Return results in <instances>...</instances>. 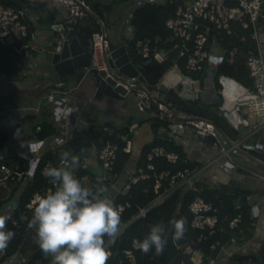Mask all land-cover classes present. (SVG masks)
I'll list each match as a JSON object with an SVG mask.
<instances>
[{"label": "built area", "instance_id": "1", "mask_svg": "<svg viewBox=\"0 0 264 264\" xmlns=\"http://www.w3.org/2000/svg\"><path fill=\"white\" fill-rule=\"evenodd\" d=\"M14 1L19 3L18 0ZM50 1H55L61 4L67 10L68 17L61 20L60 25L58 26L61 27V33L54 38L53 43H49L47 49L43 47L39 50L42 46H40L39 49L37 48V40L41 31H30L34 29L32 25L35 26L37 24V18H35V15L29 13L25 5L17 6L7 3V0H0V42L11 45L13 49L12 51L16 56L30 57L32 51H36L34 59H32L30 64L26 63L27 66L33 67V63L39 58H43L45 52L48 50L51 54H56L58 62H63V60L67 58V61L65 62L68 69L72 67L74 69L83 68L85 72L89 73L91 72L90 70L94 69L98 72L104 73V75H102L103 79L109 78L110 84L113 88L117 90L124 89L123 94L130 90L134 92L138 99L136 103L139 109L144 110L146 108H153L155 107L153 103H156L157 107H155V109L158 110L161 118L178 120V126L181 125V122H184L192 127L196 135L212 136L215 148L218 147V152L210 158L208 163L220 159L223 155L232 156L234 153L238 152V150L234 148L238 145L246 150L251 149L257 151L256 148L259 145V142H249L246 140V138L250 136V132L240 133L237 137L229 139L226 145H220L221 133L208 118L197 114H188L183 111L174 112L177 119L170 117L168 112L172 111V109L166 108L169 105L163 106L157 101L156 93L151 92L150 88L146 87L145 80L142 78L140 71H138L132 64V60H135L138 57L145 63L151 60L159 62L167 59L169 54L172 51H175L176 57L184 58V66L189 71L200 70L204 64L215 67L220 63L224 54L222 56L215 55L212 51L214 46H205L208 40L209 31L216 28L224 30L225 33L232 34L234 29L232 28L231 23L235 22L242 28L247 27L248 24L251 23L252 30L250 36L254 39L255 44L254 47H248L246 49L245 63L248 68V76L251 79L252 90L245 100V106L248 110L257 113V115L261 117L262 126H264V39L261 38L259 29L254 26V20L261 13V5L264 0H186L184 2H178L176 3L174 12L164 19V26L170 32L168 38H158V43L156 42L157 38L152 39L146 35L132 37L130 31L127 34V37L132 39V45L130 46L124 41L116 47H111L106 42L107 35L105 32L104 20L100 16L101 14L92 8L88 0ZM88 15L94 19L93 22L97 28L91 32V35L88 38V48H83L77 41L81 48L74 54L72 46L64 48V41L66 39L68 45L70 44V39L67 37V34L73 28L75 23H81ZM34 38L36 41H34ZM48 46H50V49ZM85 51H89V62L81 64L82 61L78 59L80 56L85 55ZM114 51H116L115 55H113ZM60 53H63V56H60ZM21 62L22 60L17 64L19 67H21ZM111 65H113V68ZM121 68H123L124 71H121ZM27 72V70L20 69L19 75H21L22 78H26L25 75ZM3 78L4 74L0 72V79ZM8 80L9 79H7V81ZM193 80L195 79L193 78ZM12 83L15 85L14 83H16V81H11L9 84ZM58 83L61 84L62 82ZM51 91L56 92L57 94L54 99H51L49 95L46 97L52 101H61L63 99L62 96L66 93V90L57 88H54ZM40 105V101H38L35 105L21 106L20 109L32 112L37 111ZM69 107L70 106H63V108L59 107L55 112L57 110H59L57 113L64 112L65 117L67 118L69 114L74 111L72 108L70 113H66L65 109ZM65 117H62L60 121L62 122ZM39 129L40 125L38 124L35 127V131L37 132ZM109 132L111 133L110 129ZM174 133V129H171L166 139L168 141L174 139ZM115 137H118L125 142L128 141L125 134L116 133ZM127 148L128 146L122 149L128 151ZM92 149L98 159L102 172L92 176L91 186L96 185L99 181L106 182L110 180L116 159L118 144L116 141L106 138L99 148L93 147ZM155 157H162L166 161L174 163L178 159V153L174 150L168 149L163 144H153L144 154L142 163L133 167L128 180L118 192L124 193L130 183H134L140 178H151V188L154 196L147 205L139 208L138 212L132 217V219L144 215L147 209L160 203L173 188L177 187L179 184L185 183V185H187L192 191L210 189L213 198L204 199L203 196L195 193L189 199L186 205L187 211L190 214L189 225L192 229H197L198 234L196 238L190 241L186 240L181 242L172 239L175 250H179L183 255L190 254L193 250L192 242L196 243L197 241L205 240L212 236L218 226L222 223H225L229 229L235 230V232H237L236 234L244 233L245 229L252 231L256 224L255 215L252 213V205L249 207V212H251L248 221L242 228H240V211L232 216L226 212H221L220 206L223 203V197L217 190L218 188L221 189V183H217V188H207L203 186V184L195 183V175L197 171H199V167H190L188 165L189 159H184L186 165L172 173L167 168L157 170L153 162ZM249 158L254 162L256 159H259L257 157ZM85 159L86 156L83 155L81 157V167L83 168L86 167ZM54 166H57V164L52 162L51 159H46L42 163L40 174L47 182V186L43 193L53 187L46 175V170L49 167ZM30 175V171L19 169L16 164L0 161V185L2 187H6L8 183L12 182L16 191L19 192L21 187H23V183L28 181ZM179 180L181 181L179 182ZM36 195L37 192H34L32 197L24 204L21 213H24L33 207V201ZM238 198L239 197H235L233 199V208L239 207ZM127 205L128 201L117 203L120 212L124 206ZM140 241H142V239L135 236L131 239L130 247L121 249V252L128 261L127 264L136 263V257L133 250L139 249ZM111 242L112 241L106 240L107 246ZM262 244L264 248V237L262 239ZM216 247L223 248V243L219 238H214L209 243L210 250H214ZM164 251L166 253V249H164ZM2 253L3 251H0V258ZM213 260L214 257L212 261ZM15 261L16 259L13 257V253L1 259L2 264H13ZM212 261L208 260L207 263L210 264ZM157 263H159V260Z\"/></svg>", "mask_w": 264, "mask_h": 264}, {"label": "trees", "instance_id": "2", "mask_svg": "<svg viewBox=\"0 0 264 264\" xmlns=\"http://www.w3.org/2000/svg\"><path fill=\"white\" fill-rule=\"evenodd\" d=\"M18 1L19 3L14 0H7V3L17 6H23V0ZM88 1L92 8L99 14H101V17L105 13V11L109 9V5L104 2L100 3L97 0ZM184 1L186 0H130V2L133 4L128 19V26H130L131 28V36L141 37L146 35L151 37L152 39L157 38L156 42L158 43V38H168L170 36V32L164 26V19L174 12L176 3ZM261 6V13L255 18L254 26L259 30H264V1ZM34 8L41 12L39 19L41 23L45 24L47 27H49L54 21H61L62 19L68 17L67 10L61 4L56 2L54 3L52 1L50 2L45 0L43 2L37 3ZM93 20L94 19L90 15H88L83 19L81 23H75L73 25V28L70 30V35L72 34L73 36H75L77 41L83 48H88V38L90 37L91 32L97 28ZM231 24L232 28L234 29V32L232 34L225 33L222 29L213 28L209 31L208 40L205 44V46L208 47L212 42H216L219 45V48L225 51L224 57L222 58L220 63L214 67L212 72V90H214L216 95L214 101L204 103L202 100V94L200 93L196 94L195 97H183L179 94L178 88L168 87V89L165 91V101L171 103L177 110L183 111L188 114H197L199 116L208 118L224 136V139H222V141L225 144H227V141L229 139L237 137L239 131L234 128L223 115L217 113V109L219 107L221 99L216 92L217 88L219 87L216 79L219 75H225L235 79L237 82L247 88H252L251 79L248 76V68L245 63V52L248 47H254L255 44L254 39L250 36V32L252 30L251 23H249L248 26L244 28L239 27L235 22ZM125 42H127L130 46L132 45L131 38L127 37ZM233 47H235L236 49L232 55V59L228 60L229 50H231ZM12 50L13 49L11 45L0 42V72L10 77L13 76L17 68L16 66H18L17 64L22 57L20 55L16 56ZM135 60L138 62V68L140 70L142 78L145 80L147 86L152 89L157 80L168 70H177L183 75H190L192 78L197 79L195 82V87L202 88L201 86L204 82V69L189 71L184 66V58L176 57L175 51H172L167 59L159 62L156 60H151L145 63L141 58L138 57ZM15 101H17V96L14 93L0 92V123L3 119V116L10 111V108L15 106ZM196 111H200L201 113L198 114ZM31 116L27 115L20 119L22 121L23 119H25V117ZM150 118H152V123H154V129H156L160 124L165 127L167 126V122L159 119L157 115L149 117V119ZM39 123L40 129L36 133L37 137L46 139L49 136H55L57 129L54 124H52L48 120H43ZM35 125L33 126V131L35 129ZM109 129H111V133L109 132ZM116 132H124V134L126 133L127 135H129L130 131L125 126L118 127L110 125L107 122H102L99 125H89L73 130L62 143L61 152H53L50 149L43 150L36 162L35 167L33 168L34 170L32 172V175L28 178V181L26 182L24 187H21L19 192L16 191L15 187L11 188L7 197L4 199H0V209L4 205V202H7V200H14V202L12 203L14 206L11 213L9 214L11 219L8 221L7 227L15 233V238L8 245L7 249L3 250L0 258V264H2L1 259L16 251L21 234L26 231V228H28L27 225L33 213L32 208L28 209L24 213H21L24 208V204L30 199L34 192H37V194H43V191L47 186L46 180L40 174V169L44 160L51 159L52 162L56 163L57 166H59V159L63 152L70 151L73 154L79 155L81 158L83 155H85V153H87V150L90 147L99 148L106 138H110L116 141L118 144L116 159L112 170L113 172L115 170L119 171L123 168L129 153H125L122 150L125 141L120 140V138L118 137H115ZM0 138L3 139V131L1 129ZM208 142H211V140ZM156 143L163 144L168 149L174 150L178 153V159L174 163H170L162 157H155L153 159V162L157 170L167 168L172 173L186 165L184 159H189L188 165L190 167L194 166L195 164H200L199 161L191 159L181 143L176 142L173 139L170 141H168L167 139L163 141V139H161L156 142L151 141L141 148L140 155L137 157L136 165L134 167L142 163L146 151L151 145ZM249 150L243 149V152L245 153ZM240 151L242 150L240 149ZM250 153L255 155L256 157H259L257 154H260L253 151H251ZM24 164L26 165V158L21 159V162L17 164V168L25 169ZM75 175L85 186H91V179L94 174L90 170L80 166L76 170ZM194 182L197 184H203V186L206 187L205 183L202 180L197 179ZM103 183L106 184L105 182ZM151 184V178H140L136 182L130 183L129 187L124 193L117 192L113 195L116 205L117 203L125 201H128V205L124 206V208L121 210L122 221L124 225L126 223L125 227L123 228L121 234L115 240H112L110 244H108L111 256L107 264H127L128 261L121 252V249L130 247L131 239L135 236L143 239L148 234L150 226L156 223L162 224L169 231L168 244L165 247V261H167L168 257L176 251L172 243L171 225L169 221L181 218H185L187 220V231L185 232L184 237L178 241L184 242L186 240L190 241L196 238L198 230L192 229L189 225L190 214L187 211L186 205L189 199L195 193L200 194L204 199H212L213 196L210 193V189H204L202 191H192L189 187H187V185L180 184L179 186L173 188L160 203L147 209L144 215L137 216L132 219V217L138 212L140 207L147 205L152 200L154 193L152 191ZM217 190L223 197V203L220 206L221 212H226L230 216H232L236 212L240 211L241 221L239 223V227L242 228L248 221L250 214V203L246 201L245 195L240 194L241 197L239 198V207L233 208L232 198L236 197L239 194L238 190L231 189V193L229 194H224V188L222 190L218 188ZM12 220H15L18 226H14L12 224ZM224 227H226V231L229 230L228 226L225 223H222L212 236L208 237L205 240L197 241L196 243L192 242L193 251L188 254L189 256H186L187 259L192 264H200V262L193 263V261L197 260V256L199 254L204 257L206 252L210 251L209 243L214 238H219L221 242L224 240V238L226 237V232L222 231L225 229ZM229 231H231L230 233L232 234V231L234 230ZM247 234H250V232L248 229H245L244 236L246 237ZM261 245L262 248L260 250H257L256 252L244 254L232 253L227 258V264H263L264 248L262 243ZM133 251L136 257L135 264H156L159 260V254H156L154 249L148 254H144L139 249ZM50 259V257H45L38 247L29 254V257L24 264H50ZM164 262H159V264H163Z\"/></svg>", "mask_w": 264, "mask_h": 264}, {"label": "crops", "instance_id": "3", "mask_svg": "<svg viewBox=\"0 0 264 264\" xmlns=\"http://www.w3.org/2000/svg\"><path fill=\"white\" fill-rule=\"evenodd\" d=\"M39 2H43V1L23 0L22 4L25 5L29 13H33L35 15V18H37V24L35 26L32 25L34 29L30 31L31 32L35 30L41 31V34H39L38 36L39 38L37 37L38 38L37 43L39 41L37 48L39 49V47L42 46L39 49L41 50L43 47L47 49V45L51 42L53 43L54 38L61 33V29H60L61 27H58L61 21L60 20L54 21L49 27L41 23L39 19L41 12L38 11L36 8H34V6ZM130 6H131L130 7V12H131L132 6H133L131 2H130ZM119 18L120 16L118 17V19ZM127 19H129V17H127ZM127 23H128V20H127ZM117 26H119V23ZM259 34L261 38L264 39L263 29L259 30ZM71 35H70V32L67 34V37L70 39V41L72 40L73 37H75ZM34 41H36L35 38H34ZM119 45H116V46H119ZM116 46H111V47H116ZM211 46H214L212 51L215 53V55L222 56L225 53V51L219 48V45L216 42H212L210 44V47ZM234 51H235V47L229 50L228 60L232 59V55ZM35 52L36 51L33 50L30 57H27V56L21 57V60H22L20 64L21 69L28 71L27 74L25 75L26 78H22L21 75H19L20 69L18 68L19 66H16L17 67L16 71L14 72L12 77H9L8 75H4V78L0 79V92L2 91L3 93L12 92L17 96V99H18L19 97L18 90L19 88H21L22 97H24L25 94L34 96V100H35L34 102H29L30 100L26 99V100L19 102V104H16L17 103L16 102L15 106L11 107L13 110H16L17 112H23L20 115L16 113L18 118L22 119L24 116H27V115L33 116L34 112H39V111L42 113L44 112V115L45 113H47L48 115L46 116H49L50 112H53V111L51 109L50 110L47 109V111H45V108H42V105L47 104L48 108H50L49 105L52 102L51 99H54L57 96L56 92L51 91L54 88L66 90V93L64 95L62 94L63 99L60 101V103L54 106V111L58 109L59 107L63 108V106H70L71 108H73L74 106L81 107L83 106V104L90 105V108H91V111H90L91 115L89 116V118L81 117V118H78L77 121H74V119L72 118L76 116H74L73 114L74 111H72L71 114H69V116L66 118V121L65 119H63L64 122L60 121V123H57L55 125L57 132L55 136H52V137L49 136L46 138V140H48L49 146L45 147L44 150L50 149L53 152L54 151L61 152L62 143L69 136V134L73 130L79 129L84 126H88V125L95 126V125H99L102 122H107L108 124L113 125V126L127 127V129L130 131L129 135L125 133V136L128 139V141L124 143L122 148L124 149L126 148V146H128L127 148L128 151L123 150V149L122 150L125 153L126 152L129 153L128 158L123 168L119 171L115 170L114 172H112L110 180L105 182L106 183L105 185L109 187L112 193V196H113L115 193H117L122 188L124 183L128 180L130 172L132 171L133 167L136 165L137 157L140 155L141 148L145 144L150 143L151 141L156 142L161 139L165 141L170 130L174 129L175 133H174L173 140L183 145L184 149L186 150V153L191 157V159H194L195 161L200 162V164L194 165L196 167H199L198 168L199 171H197L195 175V177L197 175L199 177L196 178L195 180L199 179L205 183L206 181L209 180V178H212L214 183L212 184L205 183L207 188H212V187L217 188V185H218L217 183H221V186H222L221 189L222 188L225 189L224 194L231 193L230 191L231 189L238 190L239 194L236 196V198L237 197L240 198L241 197L240 194H244L246 201L249 202L250 205H252V207L256 208L257 206L256 208L257 212H252L255 215L256 224L253 227L252 231H249L250 234H247V236L245 237L244 236L245 232L241 234H236L237 232H235V230L232 231L233 233L231 234L230 233L231 231H229L231 229L228 228L229 230L226 231V227H224L225 229L222 231L226 232V237L222 241L223 248L216 247L214 250H210L209 252H206L204 257H202L199 254L197 256V260L193 261V263L200 262V264H208L207 261L208 260L212 261L214 257V260L210 264H227V258L232 253L244 254V253L256 252L257 250H260L262 248L261 243L264 237V126H262L263 124L261 121V117H259L257 113L248 110L245 106V100L250 95L251 90H252L251 88H247L241 85L235 79L225 76V75H219L216 79L219 85L216 92L221 99L219 107L217 109V113L223 115L226 118V120L234 128H236L239 131V134L250 132L249 134L250 136H248L246 140H248L249 142H256V141L259 142V145L256 148L257 151L249 150L245 152L246 154L243 152V149L245 148H242L239 145L234 147L236 150H238V152L234 153L232 156L230 155L227 156L231 163V166L234 165L233 168H235V171H232L226 168V166L223 163H221V161H219L222 157L218 160L208 163L210 158L218 152L217 151L218 147L215 148L212 136L196 135L192 127L184 122H181V125L178 126L177 125L178 120L161 118L157 109H155L157 111L156 114H152V112L150 111L152 115L149 114L147 117H139V119L136 121L128 122L127 117L129 115L133 117H138V116L135 114H129V113L125 114L126 110L124 108V104L122 103V99L125 94H127L128 92L134 93L133 91L130 90L126 92L125 94H123L122 98L109 97L105 94H101L99 95L98 98H95L94 97V86H93L94 80H93V76L91 75V73L85 72V70L82 68L80 70L82 72H79V75H77L76 77L73 76L75 74V69L73 73L59 75L57 74V72L55 71L51 63V57L49 60L51 63L52 71L49 70L48 68L47 69L44 68L43 66L41 68H38L36 66L37 63L41 59L45 60L46 59L45 56L43 58H39L36 62H34L33 67L27 66L26 63L30 64L32 62V59H34ZM135 68L138 71H140L138 67L135 66ZM203 69L205 72H204L203 85L201 84L202 88L195 87L196 86L195 82L197 79L193 80V78L190 75H183L177 70H175L177 79L172 80L171 76H169V78L171 79V83L169 85H171V87H174L175 85H177L176 88L179 89L178 92H181L183 90L185 92L188 91V93H191L192 95H194L193 97H195L196 94L198 93L202 94V100L204 103H209L210 101H214V99L216 98L215 97L216 95H215L214 90H212L213 83L211 81L212 72H213L214 67L208 66V64H204L202 70ZM52 74H54L53 75L54 78H51ZM186 76L189 77V84L183 85V83L186 80H182L183 79L182 77H186ZM7 79L9 80L7 81ZM11 81L12 82L16 81V83H14L15 85H13V83L9 84L11 83ZM58 82H62V83L60 84ZM179 82H182V84ZM145 85L146 87H148L146 82H145ZM153 92L156 93L157 101L159 102L161 94L155 90ZM241 93H244V97L242 99L239 97ZM48 95L50 96L51 99L46 98ZM38 101H40L41 105L37 111L27 112L23 109H20L21 106L35 105ZM164 102L165 103L161 105L163 106L169 105L166 108H171L174 111L175 110L180 111V110H177L171 103H166L167 101H164ZM95 107L105 109L106 113H102L101 111L100 112L96 111ZM97 112L99 115L97 114ZM196 112L198 114L201 113L200 111H196ZM101 113L103 115H101ZM154 115H157L159 119L166 121L167 126L165 127L160 124L156 129H154V123H152V118L149 119V117H153ZM25 118H29V117H25ZM9 119L10 118H8V115H4L1 123L8 122ZM47 120L51 122L52 124H54L50 119H47ZM38 124L40 123H37V125ZM116 133H119V132H116ZM119 134H124V132L119 133ZM222 139H224V136L221 133L220 143L222 142L223 145H226L222 141ZM210 140L211 142H208ZM92 148L93 147H90L87 150V153H85V156H86V159H85L86 167L85 168L90 170L93 174H97V173L102 172V170H101L98 159L96 158ZM240 149L242 151H240ZM251 151L255 153L256 152L260 153V154H257L259 156L257 158L259 159H256L255 162L259 163L262 167L258 166L257 164L253 162H250V160L248 159L249 157H253V156L256 157L255 155L250 153ZM41 153H37L36 157L26 158V165L24 164L25 165L24 168L27 171L32 172V169L35 167L36 162L39 159V156L41 155ZM232 157H236V158L233 160L231 159ZM0 161H6V160L0 159ZM20 162L21 160L9 161L10 164H16V165ZM250 166L256 167L257 172H255L254 169L250 168ZM180 181L181 180H179V182ZM183 185H185V183ZM12 187L14 188L13 183H11V187L9 190H6L0 185V198L1 197L2 199L6 198ZM234 198H232V202ZM239 198H238V201H240ZM13 202H14L13 199H10V200H7V202H4V205L0 209V215H2V211L4 210L5 207H8L6 209L5 215H9L14 206L12 204ZM28 229L29 228H26L25 230L27 231ZM33 238L36 239V236H32V240ZM177 252H179V250H176L175 252H173V254H171L168 257L167 261H165L164 259L165 257H164L162 260L159 259V262L165 261L163 264H168L170 259H172V257H174L175 253ZM14 254L15 252L13 253V257H14ZM187 255L188 254H185V255L182 254V256H187ZM26 261L27 260H25V262ZM179 261L180 263H182L183 257L180 258ZM15 262L13 264H15Z\"/></svg>", "mask_w": 264, "mask_h": 264}, {"label": "clouds", "instance_id": "4", "mask_svg": "<svg viewBox=\"0 0 264 264\" xmlns=\"http://www.w3.org/2000/svg\"><path fill=\"white\" fill-rule=\"evenodd\" d=\"M34 132L36 136L38 131ZM80 166L79 155L63 152L60 165L46 170L53 187L37 194L33 201V215L27 227L35 230L36 243L44 256L51 258L50 264H107L111 252L106 238L115 240L125 227L109 187L102 181L85 186L75 175ZM10 219L9 215H0V251L7 249L15 238V233L7 227ZM169 223L171 238L182 239L187 220L174 219ZM12 224L18 226L15 220ZM168 239V229L160 223L153 224L139 242V250L148 254L154 249L160 254Z\"/></svg>", "mask_w": 264, "mask_h": 264}, {"label": "rangeland", "instance_id": "5", "mask_svg": "<svg viewBox=\"0 0 264 264\" xmlns=\"http://www.w3.org/2000/svg\"><path fill=\"white\" fill-rule=\"evenodd\" d=\"M97 1L100 3L105 2L107 5H109V9L106 10L102 16L104 20V24H105V32L107 35L106 42L111 46L119 45L121 42H124L126 40L128 32L131 31L127 23V20H128L127 17H129V14H130V7H131L130 2L129 0H126V1L97 0ZM119 16L120 18L118 19ZM118 23H119V26H117ZM48 48L50 49V46H48ZM50 57H51V53L50 51L47 50L45 52L46 59L45 60L41 59L37 63L36 66L38 68H41L43 66L44 68L46 69L48 68L49 70L52 71L51 63L49 60ZM132 62L136 67H138V62L136 60H132ZM18 68L21 69V67H18ZM80 70L81 68H76L75 74L73 76L76 77L77 75H79V72H82ZM53 75L54 74L51 75V78H54ZM169 76H171L172 80H176L177 79L176 71L175 70L167 71L166 73L162 75V77L158 79L153 89L150 88L151 92L155 90L161 94L160 101H159L160 104L165 103L164 102L166 98L165 91L168 89V87H171V85H169L171 83V79L169 78ZM182 78H183L182 80H186L183 83V85L184 84L188 85L189 77L186 76ZM179 83L182 84V82H179ZM176 86L177 85H175L172 88H176ZM18 92H19V97L17 101H15L17 102V104H19V102L26 100V99L30 100L29 102L35 101L33 95L25 94L24 97H22L21 88H19ZM179 94L183 97H193L194 96L191 93H188V91L185 92L184 90L179 92ZM239 97L242 99L244 97V93H241ZM137 100L138 99L136 98V96H134V93L132 92H128L127 94L124 95L122 99V103L124 104V108L126 110L125 114L129 113V114H135L138 117H147L149 114L152 115V114L157 113L154 107L152 109L151 108H146L144 110L139 109L136 103ZM58 103H60V101H52L51 104L49 105L50 108H48L47 104L42 105V108H45V111H47V109L48 110L51 109L53 111V112H50L49 116H46L48 115L47 113H45L44 115V112L43 113L40 111L34 112V115L32 117L25 118L21 122L16 113L20 115L23 112H17L16 110H13V109L7 112L6 115H8V118L10 119L8 120V122L0 123V129L3 131V139H0V159L6 160L9 162V161H18L23 158L36 157L37 153H41L45 147H48L49 146L48 140L37 137V136L36 137L33 136V133H34L33 126L43 120L47 121V119H50L54 123V125H56L57 123H60V119L62 117H65V113L64 112L57 113L59 110H57L56 112L54 111V106ZM73 108L75 109L73 114L74 116H76L72 118L74 119V121H77V119L81 117L89 118V116L91 115L90 105L83 104V106L81 107L74 106ZM71 111H72L71 107L65 109L66 113H70ZM150 111L152 112V114L150 113ZM65 121H66V117H65ZM220 144L222 145V142ZM235 158L236 157H232L231 159L234 160ZM219 161H221V163H223L226 166V168L232 171H235V168H233L234 165L231 166V163L227 156L223 155ZM250 168L254 169L255 172H257L256 167L250 166ZM198 177L199 176L197 175L195 179ZM11 183L12 182L8 183L7 186L3 188H5L6 190H9L11 187ZM205 183L212 184L214 182L212 178H209V180L206 181ZM0 199H2V197ZM7 208L8 207L4 208V210L2 211V215H5ZM256 208L252 207V212H257ZM32 236H36L35 230L28 229L20 237V241L18 243L17 249L14 254V257L16 259L15 264H24L25 260L28 259L29 254L33 250L39 247L38 244L36 243V239L34 238L32 240ZM182 257H183V262L180 263L179 260ZM168 264H192V263L187 259L186 256H182V254L177 252L175 253L174 257L170 259Z\"/></svg>", "mask_w": 264, "mask_h": 264}, {"label": "water", "instance_id": "6", "mask_svg": "<svg viewBox=\"0 0 264 264\" xmlns=\"http://www.w3.org/2000/svg\"><path fill=\"white\" fill-rule=\"evenodd\" d=\"M71 46H72V51L74 52V54H75L76 51L80 50V48H81V46L79 45V43L77 42L75 37L72 38V40L70 41L69 45H68L66 39L64 41V48L71 47ZM120 49H121V47H120ZM115 53H116V51L113 52V55H115ZM84 54H85L84 56H80V58L78 59V60L82 61L81 64L89 62V57H90L89 51H85ZM58 56H59V54H58ZM60 56H63V53H60ZM57 58L58 57H56L55 53L51 54V63L53 65L55 71L57 72V74L61 75V74H68V73H73L74 72V68L73 67L68 69V67L66 66V62L65 61H67V58H65L63 60V62H58ZM81 59H84V60H81ZM111 67L113 68V65ZM120 70L124 71L123 68H121ZM90 71H91L90 73L93 76V80H94L93 86H94V97L95 98H98L99 95H101V94H105V95H107L109 97H114V98H122L124 89L117 90V89L113 88L111 86V84H110L109 78H104L103 79L102 75H104V73L98 72V71H96L94 69H92ZM153 104H154L155 107H157L156 103H153ZM95 109L98 112L101 111L102 113H106L105 109H103V108L95 107ZM98 112H97V114H98ZM102 113H101V115H103ZM168 113H169L170 117H173V118L177 119V117L174 115V112L169 111ZM138 119H139V117H133L131 115H129L127 117L128 122L136 121ZM248 159L250 161H252L253 163L257 164L258 166H261L259 163L254 162L252 159H250V158H248ZM165 255H166V253L163 250L159 254V259L162 260L165 257Z\"/></svg>", "mask_w": 264, "mask_h": 264}]
</instances>
